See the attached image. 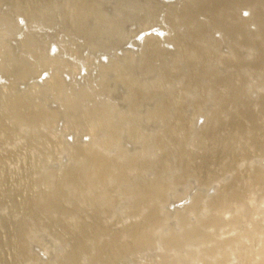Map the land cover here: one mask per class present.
I'll return each mask as SVG.
<instances>
[{
  "label": "bare ground",
  "instance_id": "6f19581e",
  "mask_svg": "<svg viewBox=\"0 0 264 264\" xmlns=\"http://www.w3.org/2000/svg\"><path fill=\"white\" fill-rule=\"evenodd\" d=\"M180 1L0 0V185L4 183L0 186V207H6L7 215L12 216L11 212L16 211L14 208L19 213L20 207L21 210L24 207L22 211L33 207L42 212L40 228H51L49 223L45 226L47 219L55 218L57 214H53L56 211L60 213L62 207L57 206L62 200L55 203L57 195H54L65 191L63 201L67 204L63 202L65 209L62 208L71 216H60L66 221H71L74 215L79 218L77 220L83 223L81 233L85 235L80 237L84 239L80 248L77 238L78 245L74 238V242L70 240L78 250L83 248L82 263L72 260L76 258L73 253L74 258L69 256L71 253H66L65 258L59 256V259L63 257L62 264L63 259L66 260L64 264L71 261L70 264H179L181 259L187 261L190 257H201L208 251L203 248L199 250L201 255L187 258L188 254L192 255L194 244L197 249L216 240L217 250L222 248L226 252L228 248L232 251L230 255L238 259L235 254L242 256L247 251L245 246L248 243L244 237L264 235V220H260L264 215V208H261L264 205L263 188L250 192L242 202L238 199L233 205H222L217 214L211 211L215 213L214 220L209 218L201 222L200 219L199 224L197 219L198 226L195 223L197 227L191 225L196 229L191 227L183 234H176L175 229L168 225L170 215L177 220L188 209L181 210L184 204L178 205L179 202L193 198V191L177 193L174 192L177 189H170L183 186L181 174L184 171L191 178L198 179L195 181L197 185L209 188L214 184L221 185L220 177L237 171L242 158L248 162L264 158V148L255 150L264 140V132H260L261 128L264 131V0ZM4 6L8 9L4 10ZM18 17L23 18L25 24ZM252 24L254 26L250 28ZM154 27L161 32L155 30L143 39L134 40L140 33ZM53 46L57 47V53L52 52ZM128 46H137L142 51L128 49ZM243 50L247 51L245 56ZM105 61L109 64L106 65ZM45 72L50 80H45L47 76L42 77ZM82 73L85 74L83 86L68 80V76L72 79V76L76 78ZM21 85H26L25 90L20 89ZM44 87L48 88V93ZM30 89L33 92L36 89V94L32 92L35 95H30ZM168 93L175 96V100L168 99ZM191 95L199 97L191 102L189 111L182 100ZM48 105H56L55 110L47 108ZM212 106L216 108L212 110ZM252 108H256L258 115H248ZM56 118L57 126L54 124ZM250 121L253 125L249 124ZM60 122L63 125L61 131L57 130ZM157 126L159 128L154 129ZM197 129L201 130L198 134L200 139H193ZM210 130L213 138L203 142ZM82 139L89 143H82ZM246 140L251 142L245 143ZM71 141L75 144L71 145ZM95 143L96 147L93 146ZM193 149L197 151L193 152ZM58 156L60 159L66 156L69 162L77 164H62L61 168L68 170L65 175L49 170L48 165H53ZM59 160L55 162L59 163ZM206 166H213L217 173L213 176L205 169ZM205 177L209 179L205 180ZM7 183L11 187L8 188ZM172 191L174 194L169 195ZM201 195L196 196L195 203ZM208 197L203 195V199ZM165 205L170 209L163 210ZM211 205L208 208L213 207ZM72 207L74 211L69 210ZM31 210L34 209L27 213L34 216L35 211L33 214ZM239 211L241 213L237 214ZM39 213L37 216H41ZM255 214L261 216L257 218ZM1 215L5 214L0 213V227L6 220V215ZM23 215L27 220L30 217L29 214ZM125 219L128 220L126 224L123 223ZM74 221L72 224H77L78 221ZM5 223L7 229L11 222ZM25 223L30 226V223ZM25 223L20 224L22 227L12 224L21 232ZM246 223L249 228H246ZM36 226L37 233L39 228ZM57 226L55 224L54 228ZM166 227L169 232L163 231ZM11 232L7 229L6 233ZM235 232L236 237H232L231 233ZM1 233L0 238L3 236ZM14 233L11 236L16 239V231ZM170 233L172 236L168 238ZM61 236H58L60 240ZM222 236L225 239L219 241ZM4 239L10 241L6 235ZM258 239L254 242L260 241L261 245L263 240ZM249 241L253 242L251 237ZM20 243H13L17 247L12 248L16 250L13 253L29 252L32 245L27 251L25 241L23 245ZM169 243L172 247L173 243H177V247L183 243L185 250L189 244L193 245L188 247L191 251L186 250L189 252L186 257L182 258L181 253L174 259L170 255L174 249H169ZM0 245L2 247L1 241ZM69 245H65L69 249L67 252H70ZM3 248L4 245L0 250ZM180 248L174 251L182 252ZM4 252L0 255L4 256ZM7 253H10L9 258L5 254L8 263L4 262L9 264L13 262L9 261L10 257H14L11 251ZM152 254L158 259L148 257ZM214 254L210 256L212 259ZM39 256L44 260L41 253ZM68 256L71 260L67 259ZM20 257L25 258L23 254ZM200 257L198 261L194 258L195 262L190 260L191 264H197ZM225 257L230 256L217 258L223 262ZM205 262L213 263L212 260Z\"/></svg>",
  "mask_w": 264,
  "mask_h": 264
},
{
  "label": "rangeland",
  "instance_id": "374dc122",
  "mask_svg": "<svg viewBox=\"0 0 264 264\" xmlns=\"http://www.w3.org/2000/svg\"><path fill=\"white\" fill-rule=\"evenodd\" d=\"M182 2H184V0H182V1H180V3H182ZM10 8V7H9ZM6 9H8V6L6 7V6H4V10H6ZM20 18L21 17H18V19L20 20ZM22 24H25V23H22ZM254 25L252 24L251 25V27L250 28H252ZM145 38V37H144ZM135 47V48H134ZM128 49H134V50H136V51H138V50H140L139 48H137V46H133V47H127ZM140 51H142V49L140 50ZM227 52V51H226ZM245 50H243L242 51V54H243V56H245L246 54H247V51L245 52ZM57 53V52H56ZM55 54V53H54ZM84 55H85V53H83ZM49 55L50 56H54V55H52L51 53H49ZM106 65H108L109 63H108V61L106 62H104ZM108 63V64H107ZM221 71H224V68L223 69H221ZM39 73V72H38ZM81 75V76H80ZM84 73H82V74H79L76 78H73V76H72V79H71V76H68V80H70V83L71 82H76L77 84L79 83L81 86H83V78H84ZM50 80V76H48L45 80ZM33 81V83L35 82V83H38L37 82V80H32ZM31 81V82H32ZM47 83V82H46ZM50 88H51V85L49 86ZM25 88H26V85H21L20 86V89L22 90V89H24L25 90ZM45 88V89H44ZM43 89H44V91H46V89H47V91L49 92V90H48V88L47 87H44ZM33 89V88H32ZM32 89H30L31 90V93L33 92L32 91ZM70 89V88H69ZM38 91H40V89L38 90L37 89V92ZM46 91V93H48ZM41 92H43V90H41ZM171 93L173 92L174 93V91H170ZM30 95H35L36 94V89L34 90V92L33 93H35V94H31L30 93V91L28 92ZM44 93V92H43ZM170 93V94H171ZM169 94V93H168ZM169 94V95H170ZM172 95V94H171ZM171 95L170 96H168L167 98L169 99V98H172L173 100H175L173 97H175V96H173V97H171ZM193 95H191V96H185V98H183V100H182V102L183 103H185V105H186V107L188 106V110L190 111V109H191V106H192V103L191 102H193V100H196L199 96L197 95V98L195 97V96H193ZM125 97V96H124ZM119 98V97H118ZM189 98H190V100H189ZM195 98V99H194ZM121 99V98H120ZM126 99H127V96H126ZM167 99V100H168ZM185 99H186V101H185ZM188 99V100H187ZM173 100H170V101H173ZM192 100V101H191ZM175 102V101H174ZM191 105H190V104ZM56 105H53L52 107H50L49 105L47 106V108H54V110H55V107ZM190 106V107H189ZM213 108H212V110L213 109H215L216 107L215 106H212ZM256 109V108H255ZM255 109H253L252 108V112L250 111V110H248L251 114H248V115H255L256 116V114L258 115V112H257V110H255ZM256 112H255V111ZM247 111V110H246ZM253 115V116H254ZM222 116H225V114L223 113L222 114ZM57 119L58 118H56V120H55V126H57L56 124V121H57ZM252 121H253V123L255 122L254 121V119H251ZM61 121V120H60ZM252 121H250V123L249 124H252L253 125V123H251ZM58 122V121H57ZM59 123V122H58ZM206 124V123H205ZM255 124V123H254ZM204 125V124H203ZM62 123L60 122V127L58 128L57 127V130H59V131H61V129H62ZM205 126V125H204ZM159 127L157 126V127H155L154 129H158ZM223 128H225V127H223ZM263 128H261V130H262ZM260 130V132H264L263 130L261 131ZM196 132H195V134H194V137H193V139H200V138H198L199 137V135L198 134H200V131L197 129V130H195ZM199 132V133H198ZM212 131L210 130L205 136H204V139L202 140L203 142H206V141H209L210 139H212L213 137H212V133H211ZM262 134V133H261ZM263 136H264V133L262 134ZM66 138H67V136H66ZM69 138V137H68ZM264 139V138H263ZM71 142H73V143H70L71 145H73V144H75L74 143V141H71ZM81 142L83 143L84 142V144H88L89 143V141H84V139H82L81 140ZM88 142V143H87ZM251 141L250 140H246L245 141V143H250ZM203 144H205V143H203ZM93 146H97L96 145V143L93 145ZM260 148H264V140H263V144H261L260 146H258L255 150H259ZM241 149H239V150H237V151H240ZM197 150L196 149H193V152H196ZM238 154V153H237ZM249 156V155H248ZM59 158V156L57 157V158H55L56 160L55 161H57V160H59L60 158H61V156H60V158ZM243 159V158H242ZM239 160V161H241V163H239L238 165H237V171H233L232 173H230L229 175H225L224 177H220V179H219V182L221 183V185H219V186H217L216 184H214V185H212L211 187H209V188H207L206 187V185L204 186V187H200L199 186V184L197 185V183H195V181H198V179L197 178H191L190 176H188L187 175V173L184 171L183 173H182V170H178L179 171V173H182L181 174V177H182V182L183 183H181V185H183V186H185V187H183V186H177L178 188H175L174 186H172V187H170V189L171 190H176V191H174V192H181V193H185L184 191H190V192H192L193 191V198H191V199H189L187 202H185V201H181V202H179V204L178 205H183L184 204V206H182V207H180L181 208V210H184V209H186V208H188V209H186L187 211H183V214H182V216H180L177 220H175V217H174V215H170L169 217H170V223L168 222V225L170 224V226H171V228H174L175 229V231H174V233H176V234H183L184 232H186V230L187 231H189L190 230V228L192 227H194L195 226V224H197V219H199L198 220V223H199V221H200V219H201V222H205V220H209V218L210 219H212V220H214V219H216L215 218V216L213 215V213L215 212H217V211H219L220 210V207L222 206V205H227V204H234V202H236L238 199L242 202V200H243V198L246 196V195H248L250 192H252V191H255V190H257V189H259V188H263L262 189V191H261V193L262 192H264L263 190H264V158L263 159H260V160H258V159H254V160H252V161H249L248 162V160ZM61 160H62V162H61ZM5 161H8L7 159H5ZM55 161H53V165L52 164H50V165H48L49 166V170H54L55 172H57L58 174H63V175H65V174H68V170L67 169H65V167L62 169L61 167H63V165H65L66 163V165L68 166V165H70V164H73V165H75V164H77V162H69L68 161V158L66 157V156H64V158L62 157V159H60L59 160V163L58 162H55ZM228 161V160H227ZM238 161V162H239ZM256 163H255V162ZM55 163H57V164H55ZM59 164V165H58ZM63 164V165H62ZM257 167H261V169H259V168H257ZM51 168V169H50ZM53 168V169H52ZM213 166H206L205 167V169H207L208 171H210V173H213V176L217 173L215 170H213ZM62 169V170H61ZM59 170H61V171H59ZM59 171V172H58ZM178 173V172H177ZM215 173V174H214ZM186 174V176H184ZM183 175V176H182ZM201 176H202V174H201ZM204 176H208V174H206L205 173V175ZM204 178L205 180H208L209 178ZM170 178H171V176H170ZM194 183V184H193ZM2 184H4V183H1V185ZM7 184H9V183H7ZM185 184V185H184ZM187 184H188V186H187ZM191 184V185H190ZM0 185V186H1ZM190 185V186H189ZM8 186V188L9 187H11V184H9V185H7ZM193 188H192V187ZM6 187V186H5ZM173 187L175 188V189H173ZM182 187V188H181ZM188 187H189V190H188ZM192 189H191V188ZM199 187V188H198ZM7 188V187H6ZM6 191H9V190H6ZM174 192L172 191V194H171V192H169L170 194L169 195H173L174 194ZM30 194L29 195H31V192H29ZM198 194H203L204 196L205 195H209V197H208V199L206 200L205 198L203 199V195H201V196H199V197H201V198H199V200H196V203H195V198H196V196L198 195ZM264 193H262V196H264L263 195ZM56 195H57V198H55L56 197ZM60 195V196H59ZM55 196V197H54ZM53 196V198L52 199H54L55 200V203H58L59 201H60V199L62 200V201H60L59 202V204L57 205V206H59V205H61L63 208H64V204L66 203L67 204V201H63V200H65V197H66V195H65V191H62V192H58V194L56 193L55 195ZM212 196V197H211ZM59 198V199H58ZM212 198H214V200H212ZM264 198V197H263ZM57 199V200H56ZM51 200V199H50ZM54 200H52V202H54ZM264 200V199H263ZM58 201V202H57ZM206 201H208V203L211 205H213V207H211V208H208L209 207V204L206 202ZM212 201H214L216 204H217V206L215 205V203L214 202H212ZM63 202H64V204H63ZM55 203H53V205L55 204ZM65 204V205H66ZM206 204H207V206H206ZM195 205V206H194ZM211 205V206H212ZM166 207H164L165 209H163V210H169L170 209V207L169 206H167V205H165ZM216 206V207H215ZM228 206V205H227ZM20 207V206H19ZM18 207V208H19ZM62 207H60V213H58L57 211V213L55 212L53 215H55V214H59V217L56 215V217L55 216H53V217H55V218H50V219H47V223H46V225H45V223L44 222H46V220L45 221H43L42 223H44L43 225H45V226H47L48 225V223H49V225H50V227L52 228H49V226H47L46 228H44V226L42 227L43 229H45V230H43L42 228H40L42 225H41V219L43 218V215H41L42 214V212L41 213H39L40 211H36V209L35 208H33V207H30V209H34V210H31L30 212H33V214H34V211H35V214H34V216H37V213H39L41 216H37V217H35V219H34V216L33 215H31V216H33V217H31L30 216V214L31 213H27V211H29V210H27V209H25V211H22L23 209H24V207L22 208V210H21V207L18 209L20 212H21V214H20V212L19 213H17L16 211H17V209L16 208H14V211L16 212H11L12 214H14L13 216L12 215H7L8 214V210L6 209V207H5V209H4V207H3V209H2V207H0V213L1 214H5L8 218H6V216L5 215H3V216H5V222H7V221H10L11 223L10 224H14V221L15 220H17L18 219V216H20V218H22L21 220H23V221H20L19 219L17 220L20 224H24L25 222H27V224L28 223H30V226H32V227H30V226H27L26 225V223H25V225L27 226V228L28 227H30V228H28V231L25 229V225H24V228H21V232H19L18 230H15L16 228L15 227H13L16 223H18L17 221H15V224L13 225H11L10 226V224H7L10 228H12V230L9 228V227H7V229H8V232H9V230L10 231H12L11 233H6L7 232V229H6V226L4 225V224H6L5 222H4V224H2L1 225V227H0V233H1V231H2V235L4 236H1V238L3 237V239L5 238V235H6V238H8V240H10V241H7V239L4 241L3 239H1L0 238V241H1V243H2V247H3V245H4V248H3V251H5L4 252V256H3V254L2 255H0V258L3 256V258H5V259H0V260H2L3 262H1L0 261V264L1 263H4V264H6V263H8V260L6 259L7 257H8V255L10 256V253H7V252H12L11 253V256L12 257H14V258H12L11 259V257H10V259H9V261H12L13 260V262L16 264V262H17V260H18V262L17 263H19L20 264V261L21 260H23V261H21V264L23 263H25V264H58L57 262H59V264L61 263L62 264V262H61V259L64 257H66L65 255H66V253H67V255H68V253H73L74 254V256L76 257L75 259H72L74 262H76V261H78V263H82V257H83V252H81V251H83V248L82 249H80V250H78V248H80L81 247V244L83 245V243H81V241L83 240L84 241V239H82V238H80V237H82V236H84L85 234H84V232H83V234L81 233V230H82V227L80 228V226H83V223H82V221H78V220H80L79 218H76L75 217V215H74V217H71V221H69V219L66 221V218H62L61 216H63V217H66L68 214H66V213H64L63 212V208ZM66 207V206H65ZM68 208L70 207V206H67ZM27 208V207H26ZM28 208H29V205H28ZM67 208V209H68ZM193 208V209H192ZM202 208H203V210H202ZM205 208V209H204ZM208 208V209H207ZM215 208H219L218 210L217 209H215ZM261 208L263 209L264 208V205H262L261 206ZM62 209V210H61ZM65 209V208H64ZM207 209V210H206ZM5 210V211H4ZM7 210V211H6ZM69 210H73L74 211V208L72 207V208H70ZM166 210V211H167ZM189 210V211H188ZM202 210V211H201ZM209 210V211H208ZM2 211L4 212V213H2ZM211 211H214V212H211ZM26 212V213H25ZM37 212V213H36ZM67 212V211H66ZM69 212V211H68ZM146 212V211H145ZM211 212V213H210ZM29 214L28 216H30V217H28V220H27V218L25 219V217L26 216H24L23 214ZM64 213V214H63ZM214 213V214H215ZM217 213H219V212H217ZM216 213V214H217ZM241 213V211H239V212H237V214H240ZM9 214H10V211H9ZM16 214V215H15ZM17 214H18V216H17ZM20 214V215H19ZM210 214H212V215H210ZM61 215V216H60ZM65 215V216H64ZM206 215L208 216V217H206ZM256 215V214H255ZM2 215H1V217H3ZM12 216V217H11ZM17 216V217H16ZM71 215H68V217L67 218H69ZM212 216V217H211ZM257 216V218H258V216H259V214H257L256 215ZM260 216H261V214H260ZM259 216V217H260ZM264 216V215H263ZM261 217L260 218V220L261 219H263L264 220V217ZM14 217H16V218H14ZM40 217V218H39ZM42 217V218H41ZM62 218V222H61V218ZM169 217H167L168 219H169ZM11 218V219H10ZM32 218V219H31ZM58 218H60V221H58L59 219ZM73 218V219H72ZM15 219V220H14ZM37 219V220H36ZM38 219H39V222H37L38 221ZM52 219H55V221L54 220H52ZM78 219V220H77ZM1 220V219H0ZM12 220V221H11ZM14 220V221H13ZM26 220V221H25ZM44 220V219H43ZM63 220H65L66 222H64L63 223ZM72 220L74 221V220H76V222H77V224H72L73 222H72ZM203 220V221H202ZM33 221V222H32ZM35 221H36V223H37V226H36V223H35ZM50 221H51V223H52V221H53V223L51 224L50 223ZM262 221V220H261ZM31 222H32V225H31ZM55 222V223H54ZM75 221H74V223H76ZM190 222H192V223H190ZM200 222V223H201ZM18 223V224H19ZM66 223H68V224H66ZM80 223V224H79ZM123 223L124 224H126V223H128V220H124L123 221ZM177 223V224H176ZM195 223V224H194ZM199 223V224H200ZM18 224H16L17 225V227H18ZM19 224V225H20ZM35 224V225H34ZM38 224H40L39 225V227H38ZM56 224V226L57 225H59V226H57V227H55L54 228V225ZM64 224H66L65 225V227L67 228H65L64 227ZM71 226H70V225ZM79 224V225H78ZM188 224H190V226L188 225ZM194 224V226H191V225H193ZM5 226V228H3L2 226ZM15 225V226H16ZM51 225H53V227L51 226ZM61 225V226H60ZM76 227H75V226ZM247 225H248V227H247ZM35 226L37 227V228H39V229H37V233H36V228H35ZM68 226H70V228L68 227ZM73 226V227H72ZM118 226H121V225H118ZM178 226V227H177ZM197 226H198V224H197ZM197 226H195V227H197ZM245 226V225H244ZM20 227H22V225H20ZM169 227V226H168ZM176 227V228H175ZM194 227V229H196ZM250 226H249V224H247L246 223V228H249ZM33 228V229H32ZM48 228V229H47ZM69 228V229H68ZM75 230H74V229ZM79 228V229H78ZM188 228V229H187ZM191 228V229H192ZM2 229V230H1ZM5 229V230H4ZM25 229V234L27 235H25V234H23L22 233V231ZM29 229H31V230H29ZM42 229V230H41ZM50 229V230H49ZM70 229H72V230H70ZM5 232H4V231ZM16 231V236L17 237H19V235H20V237H19V239H21L20 240V242L22 243V245H23V240L25 241V243H24V246L27 244V246H25V247H27V251H28V246L30 247L31 245V247H30V249H29V252H24L23 253V251H21V252H19L18 250H17V253L19 252L20 254H21V256H22V254H23V257H25V258H22L21 259V257H20V254L19 255H17V254H14V253H16V250H14V249H12V248H15L16 246H15V244L17 245L18 243H20V242H17L16 243V241H19V239L16 237V239H15V236L13 237V236H11V234L13 235V233ZM33 230H35V231H33ZM51 230H53V231H51ZM56 230V231H55ZM59 232H61V234H62V236H61V234H59L58 233V231ZM78 230V231H77ZM27 231V232H26ZM29 231H30V233H29ZM43 231V232H42ZM44 231H46V232H44ZM50 231L52 232L51 234H49L50 233ZM54 231L55 232H57V233H54ZM69 231V232H68ZM72 231V232H71ZM74 231H76V232H74ZM164 232H169V230H167V227L163 230ZM231 231V230H230ZM264 231V230H263ZM19 232V233H18ZM62 232H65V234L64 233H62ZM67 232V233H66ZM82 234L81 236H79L80 234ZM183 232V233H182ZM233 232V231H232ZM4 233V234H3ZM21 233L23 234V235H21ZM33 233H34V235H33ZM47 233V234H46ZM72 233V234H71ZM73 233H74V235H73ZM75 233H77V235H78V237H77V235H75ZM8 234V235H7ZM9 234H10V236H9ZM39 234V235H38ZM45 234V235H44ZM56 234V235H55ZM236 232L233 234V233H231V235H233L232 237H236ZM14 235H15V233H14ZM31 235H33V236H31ZM44 235V236H43ZM47 235H48V239H47ZM58 237V236H61V238L62 239H64L63 241L64 242H62L61 240H60V237H58L57 239L58 240H60L59 242H58V240L54 237ZM65 235H66V237H65ZM68 235V236H67ZM73 235V236H72ZM227 235V234H226ZM226 235H224L225 237H226ZM230 234H228L227 235V237L229 236ZM231 235L229 236V238L231 237ZM9 236V237H8ZM22 236V237H21ZM30 236H31V239H30ZM40 236H42L41 237V239H40ZM51 236H53V237H51ZM76 236V237H75ZM172 236V233H170L167 237L168 238H170ZM224 236H222V238H221V240H219V241H222V239H225V237ZM256 236H257V238H259L257 241H259V240H263V238H262V236L264 237V235H259V236H261V237H258V235H255V237L254 236H250L251 237V241H253V242H248V240H249V235H248V240H246L247 238H243V240L245 241V243L247 244L245 247H246V249L245 250H247L248 251V254H247V251H244V254L241 256V255H239L238 253V255L237 254H235L237 257H238V259L236 258V257H234L233 256V254H231L230 255V252L232 253V251L231 250H229L228 248H226V252L228 253H226L225 252V250H223L222 248H220L219 250H217L216 248H217V244H216V242H218V240H216V242L215 243H209V244H211L210 246H209V244L207 243V245H205V246H203V247H201L200 246V248L199 247H197V249L195 248L197 245L196 244H189L190 246H187V251H191V249H193L192 250V252H190V254H192V255H187V253H189V252H186V250H185V248L183 247V246H185V244L184 245H182L183 243H180L181 245H179L178 244V247H177V243L176 244H174L173 243V247L175 246V248H173L172 247V243H169L168 245H170L171 244V246H169V249L171 248V249H174V250H176V248H180L181 249V251L182 252H180L179 251V249H177L179 252L177 253V251L175 252L174 250H173V252H170L171 254L170 255H172V256H174L173 258L174 259H176V257L177 256H180V255H176V254H183V255H181V257L182 258H184V257H186V255H187V258L189 257V256H192V257H194V256H198L201 252V249H203V248H205V250L206 249H208V251H209V249H210V253L209 254H211V255H209L208 254V251H206L205 253H206V255H205V253H204V256H196L197 258H195L197 261L199 260V257H200V264H204L203 262L206 260V261H208L209 260V262L212 260V264H216L217 262H221V261H218V259H222V257H223V255L224 256H230V257H225L224 259H223V262H221V264L222 263H224L227 259H229V260H227V262H226V264H229L230 262H231V264H236L237 262V264H239L241 261H242V264H246V262L247 263H251V264H260V263H263L264 264V259H262V257L264 256V249H263V247H264V240L262 241V244L261 245H259L260 244V241L259 242H254V240L256 241ZM25 237V239H22V238H24ZM26 237H27V239L29 240V243H27L28 242V240L26 239ZM46 239V241L48 240H50V242H48L47 241V243H46V241H45V239ZM51 237V238H50ZM68 237V238H67ZM226 237V238H227ZM12 240H11V239ZM37 238H39V239H37ZM72 238V239H71ZM73 238L75 239V238H77L78 240H79V245H78V243H76V241L78 242V240H74L75 241V243H76V245H78L79 247L77 248V246L76 245H73V243H71V242H74V241H72L73 240ZM252 238H253V240H252ZM13 239H14V242H13ZM33 239V240H32ZM51 239H55V240H51ZM67 239V240H66ZM220 239V238H219ZM40 240H42V242L40 241ZM70 240H71V242H70ZM13 243H15V244H13ZM27 241V242H26ZM51 241H52V243H51ZM243 241V242H244ZM247 241V242H246ZM3 242L6 244V247H5V244H3ZM9 242H10V244H9ZM56 242V243H55ZM58 242V243H57ZM60 242H61V244L63 245H61L60 244ZM67 242V243H66ZM20 243V244H21ZM32 243V244H31ZM37 243V244H36ZM44 243V244H43ZM51 243V244H50ZM54 243L56 244V246L58 245V247H56L55 245H54ZM66 243V244H65ZM74 243V244H75ZM9 244V246L11 245L12 247L10 248L9 246H7ZM30 244V245H29ZM42 244V245H41ZM47 244V245H46ZM68 245V244H70L68 247L70 248V252H67V251H69V249L68 248H65L66 246L65 245ZM216 245V247H215V245ZM253 244H255V245H253ZM35 245V249L33 248V246ZM51 245H53V246H51ZM61 245V246H60ZM186 245H187V243H186ZM191 245H193V248H191L192 246ZM213 245V246H212ZM251 246V248H249L248 249V246ZM14 246V247H13ZM76 246V247H75ZM195 246V247H194ZM207 246H209L208 248H207ZM252 246H253V249H252ZM261 246H263V247H261L262 248V250H261V248L260 247ZM2 247H1V245H0V249L2 250ZM7 247H9L10 248V251H8L9 249L7 248ZM36 247H40L39 249L38 248H36ZM52 247V248H51ZM61 247V248H60ZM72 247V248H71ZM183 247V248H182ZM188 247L189 248H191L190 250L188 249ZM215 249H213V248ZM237 247V246H236ZM254 247H257V249L256 248H254ZM260 249H259V248ZM6 248H7V250H6ZM57 249V250H55V249ZM196 250H195V249ZM16 249H17V247H16ZM24 249V248H23ZM41 249H42V252H41ZM45 249H48V250H45ZM61 249V250H60ZM170 249V250H171ZM211 249H213L214 250V252L211 250ZM259 249V250H258ZM0 250V254L1 253H3V251H1ZM20 250H22V249H20ZM35 250H36V252H35ZM52 250V251H51ZM58 250H59V252H58ZM200 250V251H199ZM204 250V251H205ZM220 250H222L221 251V253H220ZM229 250V251H228ZM250 250H251V252H252V254H251V256L249 255L251 252H250ZM255 250L258 252V256H256L255 255ZM15 251V252H14ZM47 251V252H46ZM48 251H49V253H48ZM50 251L52 252L51 254H50ZM55 251V252H54ZM73 251V252H72ZM79 251V252H78ZM184 251V252H183ZM203 251V252H204ZM213 253H212V252ZM216 251V252H215ZM14 252V253H13ZM37 252L39 253V254H37ZM48 253V255H46V253ZM186 252V253H185ZM197 252H198V254H197ZM253 252H254V254H253ZM26 253V254H25ZM34 254V255H32V254ZM40 253H41V255H42V257H43V259L44 260H41L42 258H41V256H39L40 255ZM53 253H55V254H53ZM62 255H61V254ZM76 253V254H75ZM77 253H79V254H77ZM194 253H195V255H194ZM216 255H215V254ZM221 254V256L220 255H218V254ZM261 253H263V255H261ZM7 255V257H6V255ZM15 256H17V257H15ZM25 254V255H24ZM31 254V255H30ZM50 254V255H49ZM73 254L72 255H70L69 254V256H71V258L73 257ZM173 254H175V255H173ZM186 254V255H185ZM202 254V253H201ZM200 254V255H201ZM212 254H214L215 255V257H216V259H215V257L212 259V257H213V255ZM223 254V255H222ZM226 254V255H225ZM30 255V256H29ZM38 255V256H37ZM45 255V256H44ZM52 255V256H51ZM55 255V256H54ZM56 255H58V256H56ZM82 255V256H81ZM147 255H148V253H147ZM146 255V256H147ZM209 255V257H207ZM249 255V256H248ZM54 256V257H53ZM59 256H63L62 258L60 257V259H59ZM67 257V259L68 258H70V257ZM210 256H212V257H210ZM243 256H245V257H243ZM26 257H27V259H26ZM31 259H30V258ZM56 257V258H55ZM79 257H81L80 259H79ZM148 257H150V258H153L154 260L156 259H158V256L157 255H155V254H152V255H149ZM181 257H179L178 259H181ZM203 257V258H202ZM209 258L208 260L207 259H205V258ZM217 257H220V258H217ZM239 257H240V259H239ZM252 257H253V259H254V261H253V259H252ZM256 257V258H255ZM9 258V257H8ZM17 258H19V259H17ZM32 258L34 259V261L32 260ZM40 258V259H39ZM47 258H48V260H47ZM52 258V260H50ZM71 258H70V260H71ZM74 258V257H73ZM194 258H189V259H187V261H185V260H183V259H181V260H179V264H181V261H182V263H183V261H184V263L183 264H185L186 262H188L187 264H191L192 263V261L194 260V262L196 261ZM234 258H235V260H234ZM245 259V262H244V259ZM249 259V261H248V259ZM264 258V257H263ZM17 259V260H16ZM21 259V260H20ZM26 259V260H25ZM57 259V261L55 262V260ZM193 259V260H192ZM204 259V260H203ZM211 259V260H210ZM226 259V260H225ZM252 259V260H251ZM258 259V261H256V260ZM6 260V263L4 262ZM14 260H16V262L14 261ZM20 260V261H19ZM38 260V261H37ZM46 260V261H45ZM70 260H68V262L70 261ZM76 260V261H75ZM81 260V261H80ZM189 260V261H188ZM190 260H192V261H190ZM217 260V262L215 263V261ZM238 260V261H237ZM43 261V263H41ZM45 261V262H44ZM73 261H71L70 263H72ZM203 261V262H202ZM228 261H229V263H228ZM233 261V262H232ZM256 261V262H255ZM261 261V262H260ZM13 262H9V264H14ZM31 262V263H30ZM35 262V263H34ZM63 262L64 263H66V260L65 259H63ZM190 262V263H189ZM199 262H197V264H199ZM202 262V263H201ZM244 262V263H243ZM63 263V264H64ZM69 263V264H70ZM207 262H205V264H206ZM219 263H217V264H219ZM76 264V263H75ZM194 264H196V263H194ZM208 264H211V263H208ZM225 264V263H224Z\"/></svg>",
  "mask_w": 264,
  "mask_h": 264
},
{
  "label": "water",
  "instance_id": "95a60500",
  "mask_svg": "<svg viewBox=\"0 0 264 264\" xmlns=\"http://www.w3.org/2000/svg\"><path fill=\"white\" fill-rule=\"evenodd\" d=\"M167 1V0H166ZM169 1V0H168ZM248 12H246V14H247ZM20 22L21 23H24V20H23V18H20ZM159 31V32H161L160 31V29H158V27H154V28H152V29H149V30H147V31H144V32H142V33H140L134 40L135 41H138L139 39H143L146 35H148V34H151V33H155L154 31ZM162 34V33H161ZM164 34V33H163ZM130 46V45H129ZM51 49H53L52 50V52H56L57 51V47L56 46H53ZM44 74V75H43ZM42 75V77H48V74L45 72V73H43Z\"/></svg>",
  "mask_w": 264,
  "mask_h": 264
}]
</instances>
